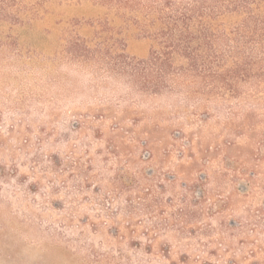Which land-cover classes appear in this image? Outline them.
<instances>
[{"label": "rangeland", "instance_id": "374dc122", "mask_svg": "<svg viewBox=\"0 0 264 264\" xmlns=\"http://www.w3.org/2000/svg\"><path fill=\"white\" fill-rule=\"evenodd\" d=\"M227 5L0 18V264H264V24Z\"/></svg>", "mask_w": 264, "mask_h": 264}, {"label": "trees", "instance_id": "16d2710c", "mask_svg": "<svg viewBox=\"0 0 264 264\" xmlns=\"http://www.w3.org/2000/svg\"><path fill=\"white\" fill-rule=\"evenodd\" d=\"M45 1L49 0H0V18L12 21L13 23L21 24L29 16L35 14L36 8ZM129 2V0H126ZM228 5L225 7L232 10L233 13L244 15L246 22H257L264 24V15H257V10H264V0H226ZM219 7H222L220 3ZM213 16L214 13H213ZM213 16H200L199 22H212L215 21ZM196 20L194 16H184L183 20L178 18L174 13L168 14L164 17V22L177 24L180 21L183 23ZM259 19V21H258ZM208 25V24H207Z\"/></svg>", "mask_w": 264, "mask_h": 264}]
</instances>
